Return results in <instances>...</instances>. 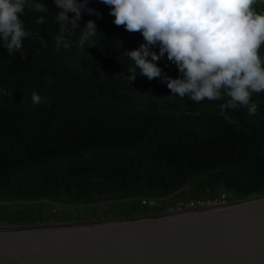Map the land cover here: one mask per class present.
I'll return each instance as SVG.
<instances>
[{"label": "trees", "instance_id": "1", "mask_svg": "<svg viewBox=\"0 0 264 264\" xmlns=\"http://www.w3.org/2000/svg\"><path fill=\"white\" fill-rule=\"evenodd\" d=\"M39 2L48 14L26 10L21 19L45 45L26 39L22 52L0 48V225L145 216L221 194L234 201L264 194V93L253 94L257 112L249 116L171 95L159 78L128 82L119 73L132 62L122 52L143 42L138 32L87 0L98 15L82 11L77 24L92 20L97 43L81 51L74 29L69 47L58 48L59 9ZM156 64L162 75H179L166 56Z\"/></svg>", "mask_w": 264, "mask_h": 264}, {"label": "clouds", "instance_id": "2", "mask_svg": "<svg viewBox=\"0 0 264 264\" xmlns=\"http://www.w3.org/2000/svg\"><path fill=\"white\" fill-rule=\"evenodd\" d=\"M108 6L112 23L138 32L143 42L122 52L131 66L120 72L127 81L137 76L159 78L171 95L188 101H219L220 108H244L249 116L257 112L253 94L264 93V0H100ZM59 11L56 47H69L74 29H79L77 46L84 52L94 46L97 33L92 20L77 24L81 12L96 14L87 0H53ZM49 13L39 0H0V48L8 54L22 52L26 39L45 45L38 33L26 28L25 11ZM68 13L73 15L69 17ZM46 18L37 15L36 23ZM101 34V33H100ZM158 48V52L153 51ZM175 65L176 78L162 75L156 61L162 57ZM33 105L42 97L31 94Z\"/></svg>", "mask_w": 264, "mask_h": 264}, {"label": "water", "instance_id": "3", "mask_svg": "<svg viewBox=\"0 0 264 264\" xmlns=\"http://www.w3.org/2000/svg\"><path fill=\"white\" fill-rule=\"evenodd\" d=\"M0 264H264V194L205 211L0 225Z\"/></svg>", "mask_w": 264, "mask_h": 264}, {"label": "built area", "instance_id": "4", "mask_svg": "<svg viewBox=\"0 0 264 264\" xmlns=\"http://www.w3.org/2000/svg\"><path fill=\"white\" fill-rule=\"evenodd\" d=\"M142 204L155 207L158 204L156 200H143ZM229 204V196L227 194H221L219 197L214 200H200V201H191L188 203H179L175 209H170L167 213H176V212H185L191 210H199L207 207H221Z\"/></svg>", "mask_w": 264, "mask_h": 264}, {"label": "rangeland", "instance_id": "5", "mask_svg": "<svg viewBox=\"0 0 264 264\" xmlns=\"http://www.w3.org/2000/svg\"><path fill=\"white\" fill-rule=\"evenodd\" d=\"M233 198H232V196H230L229 195V204L230 203H232V202H234V200H232ZM236 201V200H235ZM217 208H219V207H217ZM210 210V209H214V207H207V208H202V209H199L200 211H205V210ZM195 211H198V210H195Z\"/></svg>", "mask_w": 264, "mask_h": 264}, {"label": "bare ground", "instance_id": "6", "mask_svg": "<svg viewBox=\"0 0 264 264\" xmlns=\"http://www.w3.org/2000/svg\"><path fill=\"white\" fill-rule=\"evenodd\" d=\"M153 218V217H152ZM114 223H117V222H114Z\"/></svg>", "mask_w": 264, "mask_h": 264}]
</instances>
